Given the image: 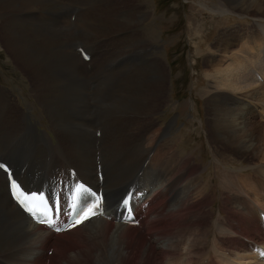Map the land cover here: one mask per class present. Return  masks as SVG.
<instances>
[{
    "label": "bare ground",
    "instance_id": "obj_1",
    "mask_svg": "<svg viewBox=\"0 0 264 264\" xmlns=\"http://www.w3.org/2000/svg\"><path fill=\"white\" fill-rule=\"evenodd\" d=\"M92 2L93 4L90 5ZM113 2V0H0V49L15 66L28 72L30 91L40 108L42 118L46 121L47 128L46 131L40 130L26 111H15L13 108L17 107L15 99L12 100L8 90L0 86V158L12 166L14 175L26 189L30 187L52 189L58 178H61V187L65 188L69 185L67 169L74 168L77 178L95 188L101 187L107 209H112L129 186L136 187L134 194L138 191L137 189L143 191L139 187L147 181L146 184L152 183L151 187L140 202L135 200L134 209L140 215L146 201L154 200L156 204V200L161 198L156 204L157 209H161L154 210L155 219H157L152 225L151 220L154 215H150L151 224L137 231L135 227L127 226L119 221L114 222L113 218L93 217L71 230L55 234L42 226L33 224L17 209L8 197L5 175L0 171V194L2 195V197L0 195V264H3L4 259L7 264H64L69 257V250L79 247L78 245L89 247L90 244L97 245L98 249L102 247L100 249L105 251H99L103 256L95 254L96 264H106L112 260L119 262V255L122 253L119 242L125 249H129V241L136 243V249L133 252L137 254L134 258L145 251L148 252L146 257L153 260V264H156L154 254L157 255L158 264H171L173 257H167L168 259L164 260L165 254L171 256V254L185 252V255L181 257H186L188 254V249L191 247L189 243L193 241V236L183 230L180 231V239L176 238L174 229L169 223V216L165 215L166 207L162 206L173 201L189 186L188 179L179 183L185 177V173L182 166L176 165L178 161L186 165L185 156L174 157L178 154L176 146L181 140V134L178 132L169 134L171 124L168 122L164 127L156 130V133L152 131L149 137V140L154 142L159 133L168 131L169 135L162 136H165L163 138L165 145L161 146L160 150L165 157L174 162L171 167L177 170L172 175L166 174L163 169L152 170L151 157L156 147H153L151 155L149 152H151L150 145L153 143H146L142 138L134 141L130 138L136 135L147 122L150 125L153 123L149 119H143L157 112L156 97L161 95L162 91L158 88L163 85L165 79L164 62L150 53L154 47L150 41V32L145 30L141 33L135 25L144 21L148 13L140 8V10L134 9L132 13H126L125 10V12L117 10ZM224 2H219L218 6L214 5L212 8L205 3H200L197 7L209 11L212 18L215 17V13L221 16L230 13L243 20L250 18L253 24L244 26L237 24L234 28L236 31L228 29L229 32L224 30L215 34L210 44L204 46L202 50H197L200 49L199 42L208 35L198 40L196 51L198 55H202V68L208 67L201 72L207 81L206 86L199 90V95L205 99L206 105L205 119L201 122H204L207 142L212 149L211 154L223 171L242 172L243 169L228 164L233 158L223 153L222 147L231 149L236 147L238 152L243 149L245 153H252L256 159L252 165H248L251 170L249 176L242 174L243 172L231 173L230 176L223 177V182L237 192L243 191L244 184L250 187L259 184L258 189L252 186L250 193L247 189L246 193L253 196L249 197L247 194V197L242 198L243 202L240 201L241 208L238 213L245 215L244 223L247 222L241 237L252 239L264 248L258 219V212L264 211L262 201L264 200V124H262L264 123V0H224ZM249 4L260 5V7L255 10ZM43 9L52 12L51 20L42 22L43 19L38 11L41 12ZM72 9L77 10L73 19L74 27L77 32L80 30V35H86V39L99 41L106 36V32L121 33V38L116 39L120 45L116 57L113 56V51V55L110 52L109 57L105 52L100 55V49L96 51L99 52L96 56L95 46L92 47L85 42L82 44L78 33L75 35L70 28ZM234 11H238L239 14ZM160 24L165 23L160 22ZM132 25L135 29L128 34ZM201 25L202 22L197 25V28H202ZM159 29L162 31L161 26ZM211 29L213 28L210 27L209 30ZM62 45L65 47L63 48ZM59 46L60 51H58ZM77 46H85L89 53L87 69L86 63L75 51ZM135 50L137 53L141 50L147 57V63L143 65V68L136 69L134 64L128 65V59ZM216 56H219L221 60ZM113 60L115 62L112 63ZM105 66H108L107 70L120 67V86L105 92V96H100V104L98 100L100 92L97 87L93 94L95 96L93 104L95 108L99 105L111 106L118 108V111H115L109 120L103 121L95 117L96 125L93 126L94 124L92 125L91 119L87 116L90 92L85 71L89 72L88 69L94 71ZM128 67L131 68L128 69ZM246 102L259 109L257 112L262 117L261 124L253 121L254 106L251 110ZM22 134L30 136V143H26L28 146H31L32 142L38 145L41 156L34 162L31 158L29 162H26L17 155L19 148L16 149V147L21 141ZM258 141L262 144V152L256 155ZM168 143H174L175 147ZM125 147H128L126 150L132 149L125 159L127 164H130L131 160L138 159L135 161L136 169L126 177L121 175L123 173L119 174V165L111 168L112 157ZM148 157L150 158L146 161ZM156 160L159 159L156 157ZM98 165L102 175L101 181L96 175ZM193 169L198 167L194 165ZM172 184L178 186L171 194L168 190ZM245 198L248 204L244 202ZM186 203L181 200L176 207L181 209ZM154 204L149 205L148 208L145 207V210L150 211ZM250 206L255 209L253 210L257 213L255 216ZM243 215L238 216L240 222L243 221ZM248 215L253 218H249ZM96 221L97 225H91ZM224 225L227 227L226 223ZM150 228L155 236L152 241L146 238L149 237ZM219 233L225 238V234L231 232L222 228V232ZM215 239L213 260L210 258L213 255L202 258L199 256L197 259H201L196 262L264 264L248 252V243L241 240L248 250L246 253H243L242 246H239V249L234 246L233 249L225 251L223 247L229 245V240ZM175 241L179 243L178 246L173 245ZM49 247L52 250L51 254L46 255L45 251ZM127 251L123 255L128 258L130 253ZM123 255L121 254V257L125 258ZM180 262L185 263L184 260Z\"/></svg>",
    "mask_w": 264,
    "mask_h": 264
},
{
    "label": "rangeland",
    "instance_id": "obj_2",
    "mask_svg": "<svg viewBox=\"0 0 264 264\" xmlns=\"http://www.w3.org/2000/svg\"><path fill=\"white\" fill-rule=\"evenodd\" d=\"M113 1H114L113 3L116 4L115 7L117 10L120 9L123 12L126 11V13H132L134 9L136 10L141 9V10H145L148 13V16L144 18V21L135 25L137 26V28H139L137 30L141 33H143L145 30L150 32V36H151L150 41L152 45H154V47L150 50V53H152L153 56H156L161 61H163L165 66V67L162 66L165 69L164 71L165 79L163 81L164 83L163 85H160L158 88L162 90L161 95H157L156 97L158 104L157 105L158 108L156 109L157 112L155 113V115L148 116L147 118L143 119V120L149 119L153 123L152 125H150L149 122H147L146 125H143V128H140V130L136 133V135L130 136V138L132 141L138 138H142L145 140L146 143L147 142L153 143L150 145V148L152 150L150 149L151 152H149L151 155V153L153 152V147L154 146L156 147L154 154L151 157L152 170L157 171L159 169H163L165 170L166 174L172 175V173L176 172L177 170V169H172L171 167V164H174V162L170 161L169 158L165 157L161 153L160 149L161 146L165 145V142L163 140L165 136L169 135L170 133L172 135L178 132L181 134V140L176 146V149H178V154L174 157L181 158L182 156H185V162L187 163L186 165H183V163L178 161L176 165L182 166L184 168V173H185V177L182 178L179 181V183H182V181L188 179L189 186L185 189V191H182L180 194H178V196H176L173 201H170L162 206L166 207L165 215L169 216V223L174 229L175 232L174 235H176V238L180 239L181 237L180 231L185 230L188 235L193 236V241L189 243V246L191 247L190 249H188L189 251L186 257H181V255H185L184 254L185 252L182 253L179 252L177 254H171V256L165 254L164 260L168 259L169 257H173L171 260V264H202L196 261L197 260L200 261L202 257L208 255L209 257L213 255L212 257H210L213 260L214 257L213 244L216 243L215 238L222 240L223 239L229 240L228 241L229 245L225 248L223 247V250L225 251L228 249L229 250L233 249L234 246L236 248L242 246L243 253H246L248 250L246 249L244 244H242L243 242H241L239 236L241 237V235L244 234L243 227H245L247 222L244 223V221H246L244 217L245 215L243 214L240 215L238 211L241 208L240 201L243 202L242 198L247 197L248 195L249 197L253 196L249 194L253 189L252 188L253 185L251 184L252 186L250 187V185L246 186L244 184L243 186L245 187L244 188L242 187L243 191L241 192V190L239 191L237 189L238 190L237 192L233 187L223 182V177L226 175L230 176L231 173H242V172H243L242 174L249 176L251 170L248 165H252V162L255 161L256 159L253 157L252 153L250 152L245 153L243 149H240L241 151L238 152V148L236 149V147L234 149L233 148L231 149L229 147H222L223 153H226L229 158H233L231 159V161L228 162V164H230L235 168L239 167L243 169L242 172H235L228 170L223 171L221 165L216 163V160L211 154L212 149L207 142L206 132L204 131V124H203L204 122L203 121L201 122L202 119H205V110H206V105L204 103L205 99L201 98V96L199 95V90L202 89L207 84V81L204 78L203 73H201L206 66L202 68V63H203L202 55L197 54L196 48H198L197 43L198 40L201 39L200 37H204L205 35H208V37L204 38L202 41L199 42L200 49L197 50H202L204 46L210 44L212 39H214L215 34L223 32L224 30L227 31L228 29L236 31L234 28L237 27V24L238 26L250 25L253 24V21L250 18L244 20L239 19L238 16L230 13L222 16L218 13H215L214 14L215 17L212 18L209 11L203 9L202 11L200 8L197 7L200 3H205L207 6L212 8V6L214 5L218 6L219 2L225 3L224 0H113ZM92 4L93 2L90 5ZM249 5L255 10H257L260 7V5H252V4ZM237 12L238 11H236L235 13ZM76 13L77 10L72 9L71 11L72 21L69 20V23H70V28L75 33V35L76 33H78L81 42H83L82 44H84L85 42L88 43L89 45L91 44L92 47L95 46L94 47L96 49L94 51L95 54L97 53L96 51L100 49L101 52L100 53L98 52L100 55L104 54L105 52V54H108L109 57V53L113 51L114 55L113 52L111 53V55L116 57L119 53V46H120L119 43L116 42V39L121 38L122 36L121 33L109 34L108 32H106L107 33L106 36L100 38L99 41L90 38L86 39L87 36L86 35L84 36V34L80 35L79 33L80 30H78L77 32L76 27H74L73 19ZM38 14L42 17L41 18L43 19L42 22L49 21L53 18L52 12L48 10L43 9V11L41 12L38 11ZM160 22L161 23L164 22L165 24L159 25ZM200 22H202L201 25L202 28H197V25ZM159 26L162 27V31H160ZM222 26L224 28H222ZM210 27L213 28L214 31L213 29L209 30ZM131 28L132 29H129L128 34H130V31H134L133 30L135 29L134 25H132ZM202 34L203 36H201ZM63 46L65 47V45H62V47ZM60 50L61 47L59 46L58 51ZM98 53L96 54V56L99 55ZM144 54L145 53H142L141 50H139L138 53L135 50V52L130 55V59H128V65L134 64L133 66H135L136 69L143 68V65L147 63L146 61L147 57H145L146 55ZM216 57H218L219 60H221L219 56ZM100 60H102V58H100ZM113 62L115 61L113 60L112 63ZM91 65L93 67V64ZM108 66L100 67L96 69L97 71L94 70L95 72L92 71V69L91 70L88 69L89 72L85 71L88 81V91L90 92L89 100H88L87 116L89 119H91L92 125L94 124L93 126L96 125L94 122L95 117H99L103 121L105 119L109 120V118H111L113 113L115 111H118V108L116 107L99 105L98 108H95L93 104V100H94L93 97L95 98L93 94L95 93V89L97 87L99 88L98 92H100V94L98 95V100H99L100 96H105L106 94L105 92L120 86V72H119L120 67L114 70L112 69L107 70ZM130 68L131 67H128V69ZM207 68L208 67H206V69ZM86 69H87V63H86ZM91 71L94 73H92ZM107 75H112V76H107ZM29 78L30 77L28 75V72H25L21 68L15 66L4 55V53L0 49V86H4L8 90L9 94H11L10 95L11 98H13L12 100L15 99V102L17 104V107L16 106L13 107L15 111H21V110L26 111L27 113H29L31 120L33 122H36L37 127L40 130L46 131L47 130L45 125L46 121H44L45 119L42 118L43 116L40 113V108L35 103L33 94L30 91L31 83ZM100 103L101 101L99 100V104ZM246 103L245 104L248 106V108L252 110L254 105L252 106L251 103L248 102ZM119 108H120V104H119ZM258 110L259 109L254 106L253 111L255 114L252 118L253 121L259 122L261 124L262 122L260 121L262 117L258 114L257 112ZM120 111L121 110L119 109V114ZM84 114L86 117L85 112ZM103 121H101V124H103ZM168 122H170L171 124V130L169 131V134H167L168 131L165 130V132H163V134H166L164 137H162L163 134L159 133V135L155 137L154 142H152V140H149V137L152 135L151 134L152 131H155L156 133L161 127H164ZM140 127H142V125ZM20 140L21 141L16 147V149L19 148V153H17L18 156L25 159L26 162H29V158H31V161L34 162L35 159L41 156V153H39L38 151L37 143L32 142L31 146L27 145L28 143H30L31 140L29 135L22 134ZM168 144H172V146H174V143H168ZM127 148L128 147H125V149L116 152L111 159V168L115 167L116 165H119V174L123 173L121 175L125 177L130 175L133 172V170L136 169L137 163H135V161H138V159L131 160L130 164L129 163L127 164V162H125V159L130 155L132 151V149L126 150ZM233 150L235 151L237 150V151L234 152ZM232 151L234 153H232ZM255 152L256 155H259L262 152V144L260 141H258L256 144ZM156 157L159 159L158 161L156 160ZM149 158L150 157H148L146 161H148ZM179 162L181 165L179 164ZM159 164L161 165L158 166ZM194 165H196L198 169H193ZM36 168L39 169L37 165ZM172 180L173 179H171V181ZM146 183L147 181L144 184ZM177 186H175V184H172L168 192L172 194V192ZM253 187H255V189H258L259 184ZM247 189L249 193H246L248 192ZM137 190L139 191V189ZM158 200H156V204ZM181 200L187 203L185 204V207L178 209L176 206ZM262 201L264 202V200ZM244 202L248 204V200H246V198ZM156 204L152 205L153 209L147 211L149 215L152 216L154 215V217L151 220L152 225L153 223H155L153 221L157 219V218L155 219L156 214L154 212V210L157 209ZM148 207L149 206H146V208ZM158 209L160 210L161 208ZM158 209L156 211H158ZM251 210L253 212L252 213L253 216H255L257 214L255 213V211H253L255 209L251 207ZM242 215H243V221L241 220L242 222H240L239 217ZM253 216L250 215L249 217L248 215V217L251 219L253 218ZM224 223H226L227 227L224 225ZM230 223H232V225ZM97 224H98L97 222H93L91 225H97ZM231 227L233 228L231 229ZM222 228H225L231 232L225 234V238H223V235L219 233L220 231L222 232ZM148 235L149 237L146 238L150 239V241H152L153 238L155 237L154 233H152L151 231V228L149 229ZM231 239L234 241H232ZM243 240H245V238H243ZM128 244H129L128 247L129 249H125V247L121 245V242H119V246H121L122 248L121 254L122 255L123 253L125 254L127 250H128L127 252L130 253V256L128 258L125 257V255H123L126 258L125 259L121 257L120 254L119 262L116 260L115 261L112 260L113 262L112 261L108 263L106 262V264H153L152 262L153 260H150L146 257L148 252L145 251L143 252V254L137 257L138 259L134 258V255L137 254L136 252H133L136 249V245H135L136 243L129 241ZM173 245L178 246L179 243L175 241ZM78 246L79 247L77 248L73 247V249L68 251L69 257L64 264H96L95 263V257H97L96 255L100 256L102 254L99 251L105 252L104 250L100 249L102 247H99L98 249L97 245L94 246L90 244L89 247L88 245H78ZM249 253L251 255H254L251 252ZM199 256H201V258L197 259ZM153 257L156 261V264H158L157 255L154 254ZM182 260H184L185 263L180 262ZM5 263L7 262H5L4 259L3 264Z\"/></svg>",
    "mask_w": 264,
    "mask_h": 264
},
{
    "label": "snow or ice",
    "instance_id": "obj_3",
    "mask_svg": "<svg viewBox=\"0 0 264 264\" xmlns=\"http://www.w3.org/2000/svg\"><path fill=\"white\" fill-rule=\"evenodd\" d=\"M12 187H13V190H14V193H13V194H14V196H15V195H16L15 190H16V189H20V185H18L15 181H13V185H12ZM20 190H21V193H22L26 198L37 197V198H39V199H41V200L45 199V198L43 197V194H37V193H31V194H28V193H23V190H22V189H20ZM18 202H19L21 205H24V204H25V200H24V199H20V200H18ZM31 203H32V206H28V207H26V210H27V211H29V212L32 213L33 215H35L36 213H40V214L43 215V216H47V214H48V211H47V210L41 209V208L39 207V205H38L35 201H33V202H31ZM124 204H125V205L128 204V200H127V199L124 201ZM89 207L92 208L93 206H89ZM99 208H100V205H99V204H95L94 209H93L88 215H82V218H78L77 221H76V223H77V224L83 223V222H85L86 220L90 219L91 217L97 215V214H98V210H99ZM56 211L58 212L59 209H56ZM47 222L54 224V223H55V220H51V221H47ZM59 230H60V229H57V231H59ZM261 255H264V252H261Z\"/></svg>",
    "mask_w": 264,
    "mask_h": 264
}]
</instances>
